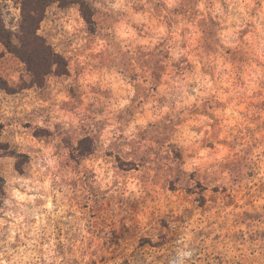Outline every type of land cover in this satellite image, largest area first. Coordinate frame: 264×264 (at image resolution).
I'll list each match as a JSON object with an SVG mask.
<instances>
[{
    "label": "clouds",
    "instance_id": "obj_1",
    "mask_svg": "<svg viewBox=\"0 0 264 264\" xmlns=\"http://www.w3.org/2000/svg\"><path fill=\"white\" fill-rule=\"evenodd\" d=\"M0 264H264V0H0Z\"/></svg>",
    "mask_w": 264,
    "mask_h": 264
}]
</instances>
